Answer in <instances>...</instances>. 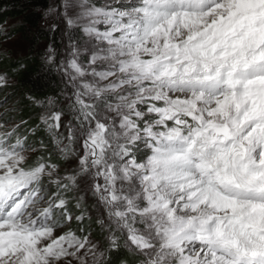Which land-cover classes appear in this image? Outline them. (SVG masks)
<instances>
[{
  "label": "rangeland",
  "instance_id": "obj_1",
  "mask_svg": "<svg viewBox=\"0 0 264 264\" xmlns=\"http://www.w3.org/2000/svg\"><path fill=\"white\" fill-rule=\"evenodd\" d=\"M169 4L176 9L164 17ZM230 11L235 19L219 29ZM254 12H238L235 0H50L36 28L21 17L0 25V197L11 200L0 210L7 224L0 236L19 228L21 241L39 247L24 249L22 264H100L105 246L117 243L137 255L136 264H189L184 248L173 249L169 239L214 226V212L200 229L195 224L208 196L202 179L230 202L221 215L233 216L231 209L247 202L264 204L234 189L196 149L200 138L214 153L239 146L234 160L257 165L242 171H264V69H246L253 57L248 41L264 40V10ZM213 27L208 39L193 41ZM30 56L52 67L60 82L57 98L34 100L35 128L20 116L12 68ZM205 75L208 83L192 81ZM36 130L48 141L34 140ZM49 144L51 158L44 152ZM183 161L201 179L159 193L154 181L170 164L179 173ZM12 186L11 199L5 194ZM14 243L2 245L8 248L0 264L22 249ZM208 251L201 242L189 255L200 254L202 264H228L217 254L232 260L224 248ZM258 254L243 264H260Z\"/></svg>",
  "mask_w": 264,
  "mask_h": 264
},
{
  "label": "bare ground",
  "instance_id": "obj_2",
  "mask_svg": "<svg viewBox=\"0 0 264 264\" xmlns=\"http://www.w3.org/2000/svg\"><path fill=\"white\" fill-rule=\"evenodd\" d=\"M235 2L237 3V6H238V12H244V13L250 12V11L260 12V11L264 10V0H235ZM169 9H176V6L173 4L166 5L164 7L163 11L161 12L164 17L168 16V10ZM180 15L181 14H177L176 19L179 18ZM236 15L237 14L232 13V11H230L229 17L224 21H219L217 23V27H219V29H221L222 27H224L223 25L232 22L235 19ZM201 24H202V22L200 21L198 26ZM198 26H194V28H196V27L198 28ZM164 27L166 30L169 29V27L167 26V23H164ZM213 31H214V27L210 32L203 34L197 40L195 39L193 41L194 42H200V41L204 40L205 38H207V36ZM177 36H178L177 33H173V35H170L169 38L174 40L177 38ZM161 50H163V49H161ZM245 51L246 52H248V51L253 52V54H252L253 57L251 59V62L248 61L246 63L247 64L246 69H257L258 66H263V69H264V40H259V38H257V36L253 37L252 39H250L248 41L246 48H245ZM160 52H162V51H160ZM249 63H251V64L249 65ZM256 64H257V66L253 67V65H256ZM208 80H209V77L205 75L202 77L200 76L199 78L194 79L192 81L194 82V84L195 83L197 84V82L205 84V83H208ZM214 80H210V81H214ZM251 84H252V82H251ZM246 137H248V136H246ZM246 137H245V139H246ZM252 138H255L254 133L250 135L249 139H252ZM203 142H204L203 138L197 139L196 145H198V146H196L197 147L196 149H198V152L201 153L202 160L204 161L205 165H208L209 163H213L212 165H216L218 167V169L221 171L220 173L224 174L228 178L227 181L230 183V185H232L234 187V189H239V188L241 189V187H242L245 191L253 192L252 198L264 199L263 194L258 195L259 190L264 192V183L261 182V180L264 179V171H262V170L254 171V172H250L247 170L242 171V167L243 168H251V170H252L255 163L253 161H251L252 159L247 160V162L244 161L242 158H240L238 160H234V158H235L234 156L237 155L239 153V151H242V149L238 148L239 146L238 147H234V146L230 147L228 145L227 147L221 148L218 153H216V152L214 153V148L210 147L209 144L203 145L202 144ZM198 152H197V154H199ZM243 155H244V153H243ZM241 157H242V155H241ZM189 161H185V162L183 161V163H181V165H180L181 169H180L179 173L174 172V169L176 167L175 165L170 164L169 166H167L165 168V170L162 171L164 174L162 181L160 179H157L154 181L156 184H158V190L157 191L159 193H161V191L165 188H167L166 191H168L169 189H171V187H174L175 186L174 184L179 180L185 182L186 180H189L193 177L198 178L200 175L199 172L195 171V169H193V167L188 165ZM196 161H198V160H196ZM199 164H201V163H199ZM255 166H257V165H255ZM211 169H212V167H211ZM215 170L217 171V169H215ZM9 174H11V173H9ZM13 179L19 180L21 178L15 177ZM202 185L206 189L208 196L202 200L203 207H202V209H200L198 211V214L196 215V219H199V221H196L195 224H197L198 228L201 227V225H203V221L205 223L206 218L212 212H214V213H216L215 214L216 219L213 221L214 226L213 227H207L206 230L204 231V233L200 234V235L196 234L195 231L188 232V230L185 229L184 231L178 233L177 235H175L169 239L170 246L173 247V249L183 247L184 248V249H182L183 257H184L183 260L186 261V259L188 258L189 264H202L203 263V260H202L203 257H200L201 256L200 254L195 256V257H191L189 255L191 252V247H193V246H195L201 242L203 244H206L207 246H209V251L207 252V254H210V251H213V249L223 250V248H224L225 250H228L229 256L232 258V260L224 257L221 254L216 255L217 260H220V261L223 260L225 262V259H226L228 264L235 263L234 260H237L239 257H241V260H240L241 264L248 263L249 262L248 255L255 254V253H260L258 255L260 256V258H262L261 256H264L263 255L264 254V235L263 236L260 235L259 231L264 229V204H262V206H259L254 201L247 202L244 205H237L236 208L231 209L230 213L233 216H224L221 214L224 210H227L230 207V202L228 203L227 201L224 200V198H221L219 195H217L216 193L213 192V188H212L213 184L208 179H202ZM194 187L198 188V184H196ZM174 190L177 191V188H174ZM16 191L17 190L16 189L14 190L13 186H12L8 190V192H6L5 195H8V194L12 195V197H11V199H12L17 194ZM171 191H173V190L171 189L170 192ZM164 194H166V193H164ZM10 195H8V196H10ZM236 195L237 194H235V196ZM151 197H152V194H151ZM240 197L244 198V196L242 194ZM0 198L2 199V200H0V210H1L11 200L9 199V197L5 198L4 196L0 197ZM151 200L152 199L149 198V202ZM152 203L154 205V202H152ZM146 214L147 213L144 212L142 215H146ZM160 219L164 223H175L174 219H170V218L165 217V216H164V218H160ZM6 229H7V224H5V222L0 223V232L5 231ZM14 230H16L17 233H15L14 235H9V237H8V235H4V234L2 235L1 234L2 236H0V254H2L5 251V249L8 248L6 246L2 247V245L5 244L7 241L13 240L16 243H21L22 249L16 252V255L11 259L10 264L11 263L22 264L23 260H21L20 257L23 256L24 249H26V248H28V249H32V248L39 249V247L35 246L34 243H32L31 241L30 242L29 241H21L18 237V233L20 234L22 232L20 231L19 228H16ZM6 237H8V238H6ZM16 243H14V244L16 245ZM9 246H11V244H9ZM254 251H256V252H254ZM252 252H254V253H252ZM1 259H2V257H1ZM259 262H260V264H262V263L264 264V258H262V261L260 259Z\"/></svg>",
  "mask_w": 264,
  "mask_h": 264
},
{
  "label": "trees",
  "instance_id": "obj_3",
  "mask_svg": "<svg viewBox=\"0 0 264 264\" xmlns=\"http://www.w3.org/2000/svg\"><path fill=\"white\" fill-rule=\"evenodd\" d=\"M50 0H0V25L8 18L21 17L24 23L34 28L40 21L39 10L45 9ZM14 68L17 72L15 89L19 94L20 116L28 123L27 128H35L39 124V107L35 101H46L57 98L60 92V82L57 72L36 57L20 60ZM35 100V101H34ZM34 140L48 141L42 130L33 132ZM53 145L49 144L45 156L51 158ZM55 160V159H54ZM137 255L124 248L121 244L105 246V254L100 264H136Z\"/></svg>",
  "mask_w": 264,
  "mask_h": 264
}]
</instances>
